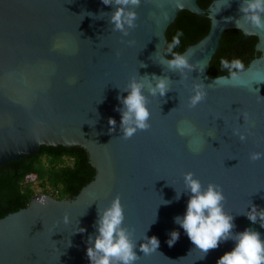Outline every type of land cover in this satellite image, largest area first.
Here are the masks:
<instances>
[{"label":"water","instance_id":"obj_1","mask_svg":"<svg viewBox=\"0 0 264 264\" xmlns=\"http://www.w3.org/2000/svg\"><path fill=\"white\" fill-rule=\"evenodd\" d=\"M240 2L213 0L204 8L198 0H141L138 26L122 37L111 30L107 14L99 17L114 10L102 0H0V165L35 154L42 145H64L83 147L96 169L74 198L39 193L0 218V264H90L87 241L98 234L97 210L117 195L124 224L134 229L137 264H216L234 241L200 259L203 253L174 223L190 196L182 193L186 172L205 187H223L234 232L252 228L264 239V159H249L251 152H264V31L236 27ZM183 9L210 19L206 35L182 52L197 66L187 80L159 64L166 31ZM233 28L242 30L243 39L256 36L260 55L245 68L243 83L214 84L218 76L209 75L210 61L223 33ZM199 65H205L203 72ZM146 74L168 75L172 91L149 97L150 129L124 140L117 97L128 95L121 91L131 77ZM197 79L212 85L206 99L189 108ZM110 118L117 122L115 131ZM234 130L247 139L241 142ZM176 192L182 193L179 200ZM173 230L180 236L169 247ZM145 235L160 241L148 256L139 251Z\"/></svg>","mask_w":264,"mask_h":264},{"label":"clouds","instance_id":"obj_2","mask_svg":"<svg viewBox=\"0 0 264 264\" xmlns=\"http://www.w3.org/2000/svg\"><path fill=\"white\" fill-rule=\"evenodd\" d=\"M102 3L114 9L111 13L101 12L99 15V17L103 14L108 15V22L113 32H120L122 37H127L130 34L129 30L138 26L136 23L138 14L135 9L141 5V0H102ZM226 7H230V3ZM239 12L242 15L235 19L237 28L241 24H248L254 29L264 31V0H241ZM88 15L93 14L88 13ZM183 35L182 31L176 32L171 42L167 43L166 52L161 54L162 59L159 64L163 68L166 67L168 72L178 73L182 80H187L188 75L193 70H197V66L190 63L189 55L175 51L180 46ZM128 43L132 44L134 41ZM165 56H170L171 59H165ZM220 65L227 70L228 75L218 76L214 84L243 83L241 75L245 71V66L242 60L237 58L229 61L222 58ZM141 66L147 67L142 62ZM204 67L205 65H199V71L203 72ZM139 77V79L137 76L131 77L123 91L120 90L128 93L126 97L122 95L117 97L123 105L116 110L121 113L119 128L122 133L121 138L124 140L132 138L138 131L150 129L149 97H164L172 91V79L168 75L152 74L149 77L146 74ZM207 86L198 79L193 81L191 95L188 98L189 108H195L206 99ZM145 88H147V94H145ZM108 123L111 130L115 131L116 120L110 118ZM181 134L183 135V132ZM233 134L237 135L241 142L247 139V136L239 130H234ZM193 144L195 147L192 150L198 151L199 141H193ZM249 159L251 161L264 159V152H251ZM183 181L185 192L182 193H190V196L186 212L183 216L174 217V223L184 230L195 248L203 253L200 259L205 258L210 250L217 249L221 243L231 240L234 241L235 246L231 251L225 252L216 264H264V239L261 238V234L252 228H245L240 232L233 231L236 225L233 215L224 210L226 197L223 187L211 182L205 187L193 172L184 173ZM182 193L176 192L175 199L179 200ZM170 203L171 201L163 200L162 204ZM97 216L95 228L98 234L94 238L90 235L87 241L89 245L87 257L90 264H137L140 256L135 251L137 242L133 238L134 229H129L124 224V206L120 196L114 197L107 207L98 208ZM248 218L253 223L257 221L255 216L248 215ZM259 219L264 221V216ZM65 222H67V216ZM261 227H264V223H261ZM80 229L79 232L85 231L83 228ZM179 236L178 231H171L170 239L167 241L169 247L175 244ZM159 246L160 241L156 236L145 235L143 242L139 244V251L148 256L157 252Z\"/></svg>","mask_w":264,"mask_h":264},{"label":"trees","instance_id":"obj_3","mask_svg":"<svg viewBox=\"0 0 264 264\" xmlns=\"http://www.w3.org/2000/svg\"><path fill=\"white\" fill-rule=\"evenodd\" d=\"M211 1L198 0V3L206 8ZM209 27L207 16L201 17L183 9L166 31L167 43L177 31H182L181 44L175 49L182 53L204 37ZM243 36L242 30L234 28L223 33L221 44L210 61L208 73L211 77L228 75L220 65L222 58L229 61L238 58L247 68L251 60L260 55V52H255L258 38L251 36L243 39ZM95 174L96 169L83 147L42 145L35 154L0 165V218L28 206L40 192L59 199L74 198Z\"/></svg>","mask_w":264,"mask_h":264},{"label":"rangeland","instance_id":"obj_4","mask_svg":"<svg viewBox=\"0 0 264 264\" xmlns=\"http://www.w3.org/2000/svg\"><path fill=\"white\" fill-rule=\"evenodd\" d=\"M30 178L33 179V176H31ZM40 193H42V192H40ZM38 194H39V193H38Z\"/></svg>","mask_w":264,"mask_h":264},{"label":"flooded vegetation","instance_id":"obj_5","mask_svg":"<svg viewBox=\"0 0 264 264\" xmlns=\"http://www.w3.org/2000/svg\"><path fill=\"white\" fill-rule=\"evenodd\" d=\"M212 1H213V0H212ZM212 1H211V2H212ZM211 2H210V3H211Z\"/></svg>","mask_w":264,"mask_h":264},{"label":"built area","instance_id":"obj_6","mask_svg":"<svg viewBox=\"0 0 264 264\" xmlns=\"http://www.w3.org/2000/svg\"><path fill=\"white\" fill-rule=\"evenodd\" d=\"M47 195V194H46Z\"/></svg>","mask_w":264,"mask_h":264}]
</instances>
